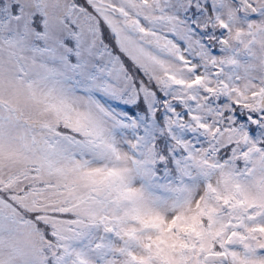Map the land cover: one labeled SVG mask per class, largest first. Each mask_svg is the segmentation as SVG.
<instances>
[{
	"label": "snow or ice",
	"instance_id": "6c2138e0",
	"mask_svg": "<svg viewBox=\"0 0 264 264\" xmlns=\"http://www.w3.org/2000/svg\"><path fill=\"white\" fill-rule=\"evenodd\" d=\"M0 264H264V0H0Z\"/></svg>",
	"mask_w": 264,
	"mask_h": 264
}]
</instances>
